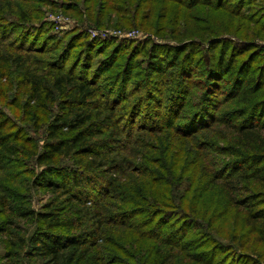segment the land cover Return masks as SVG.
<instances>
[{
  "label": "trees",
  "instance_id": "1",
  "mask_svg": "<svg viewBox=\"0 0 264 264\" xmlns=\"http://www.w3.org/2000/svg\"><path fill=\"white\" fill-rule=\"evenodd\" d=\"M0 264H264V0H0Z\"/></svg>",
  "mask_w": 264,
  "mask_h": 264
},
{
  "label": "rangeland",
  "instance_id": "2",
  "mask_svg": "<svg viewBox=\"0 0 264 264\" xmlns=\"http://www.w3.org/2000/svg\"><path fill=\"white\" fill-rule=\"evenodd\" d=\"M44 11H49L45 15L46 20L48 22L51 21L50 18L52 16H54V17H56V16H62L66 21L69 20V23H66V22L63 23V26L65 27L64 29L66 31H72V30H74L75 22L70 17L64 15L62 12H57V11H55L53 9H50V8H44ZM60 21L63 22V19L61 18ZM50 23H53V21H51ZM56 29L57 30H63V29H59L57 26H56ZM108 29L111 30V31H115V30L116 31H122L123 33H130L132 31H137L140 34V39L153 38L156 42H161L159 39H156L151 34H149L148 32H145L143 30H126V29H119L118 30V29H115V27H112V26L106 27V30H108ZM103 30H105V29H103ZM89 34H90V32H89ZM90 36H91V34H90ZM37 200H38V198L36 197L35 201L33 202V205H34L35 209H38L41 206V204Z\"/></svg>",
  "mask_w": 264,
  "mask_h": 264
},
{
  "label": "built area",
  "instance_id": "3",
  "mask_svg": "<svg viewBox=\"0 0 264 264\" xmlns=\"http://www.w3.org/2000/svg\"><path fill=\"white\" fill-rule=\"evenodd\" d=\"M52 16L50 18L51 21L59 28L64 30L63 23H69V20L66 21L62 16ZM63 19V22L60 21V19ZM91 37L94 38H101V39H108V38H119V39H136L140 38V34L137 31H132L130 33H123L122 31H111V30H89Z\"/></svg>",
  "mask_w": 264,
  "mask_h": 264
}]
</instances>
